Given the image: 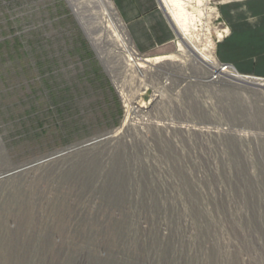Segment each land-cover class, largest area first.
<instances>
[{
  "label": "rangeland",
  "instance_id": "374dc122",
  "mask_svg": "<svg viewBox=\"0 0 264 264\" xmlns=\"http://www.w3.org/2000/svg\"><path fill=\"white\" fill-rule=\"evenodd\" d=\"M231 1L191 0L197 58L171 0L150 53L112 0H0V264H264V78L208 81Z\"/></svg>",
  "mask_w": 264,
  "mask_h": 264
},
{
  "label": "crops",
  "instance_id": "0c3cea01",
  "mask_svg": "<svg viewBox=\"0 0 264 264\" xmlns=\"http://www.w3.org/2000/svg\"><path fill=\"white\" fill-rule=\"evenodd\" d=\"M130 39L142 53L169 46L176 38L160 0H112ZM230 35L217 46L221 63L243 76L264 78V0H235L219 7Z\"/></svg>",
  "mask_w": 264,
  "mask_h": 264
},
{
  "label": "bare ground",
  "instance_id": "6f19581e",
  "mask_svg": "<svg viewBox=\"0 0 264 264\" xmlns=\"http://www.w3.org/2000/svg\"><path fill=\"white\" fill-rule=\"evenodd\" d=\"M101 1L105 2L107 4V6H108L109 9H113L112 8L113 6H112V3L110 2V0H101ZM160 1H161V4H163L165 2V0H160ZM191 3H194V2H191V0H171L170 6L172 7V9L174 11L173 16L171 18H172V21H173V25L178 28L177 29V31L179 33V41H178V44H177L178 51H184V50L187 49L191 53V56L198 58V55L196 54V51L192 50L193 48L191 49L188 46V44H187L188 42H186V38H185V35L186 34H184L188 30L187 29L188 28L187 27V24L188 23L186 22L187 21V10L193 8L191 6ZM198 3H200L199 0H198ZM163 9H164V7H163ZM165 12H166V10H165ZM222 33H223V31L222 32L219 31V33L217 34V36L220 38L222 36ZM173 57H174V54L173 55H170V56H164V57L156 58L153 61L156 64L157 63H161V62H168V61H172V58ZM207 58H209V56L206 57L205 59H207ZM212 60H213V58H212ZM144 61L145 62H150L149 59H146ZM200 61L203 62L204 64H207L208 63V61H205L204 58L203 59H200ZM135 67H140V66L139 65H136ZM230 67L233 70V72L236 74V77L234 78V80H237V81L242 82V83H247V82L250 81V80L243 79L240 75H238L239 73H237V71L231 65H230Z\"/></svg>",
  "mask_w": 264,
  "mask_h": 264
},
{
  "label": "built area",
  "instance_id": "2783aa9c",
  "mask_svg": "<svg viewBox=\"0 0 264 264\" xmlns=\"http://www.w3.org/2000/svg\"><path fill=\"white\" fill-rule=\"evenodd\" d=\"M212 65L213 67L211 68V71L208 74L209 75L208 81L210 83H219L225 76H229L233 74V70L228 65L221 64L217 61H214ZM142 108L143 107L140 105H135V106L131 105L129 112L133 114L139 113Z\"/></svg>",
  "mask_w": 264,
  "mask_h": 264
}]
</instances>
